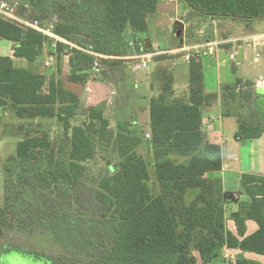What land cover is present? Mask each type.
<instances>
[{"label":"trees","instance_id":"trees-1","mask_svg":"<svg viewBox=\"0 0 264 264\" xmlns=\"http://www.w3.org/2000/svg\"><path fill=\"white\" fill-rule=\"evenodd\" d=\"M5 1L19 2V14L26 19L56 18L58 36L111 57L149 52L147 19L159 3ZM180 1L212 19H264V0ZM0 40L14 43V56L30 62L40 59L45 47L60 60L66 48L59 43L54 50L48 37L3 16ZM71 53L77 60L75 65L71 61L75 82H86L124 62L103 60L98 68L93 56L77 48ZM189 67L186 98L174 96L173 77L161 70L163 84L150 101L147 131L127 120L112 123L101 106L91 107L82 122L74 123L80 105L77 95L54 80L45 92L44 76L16 68L10 57H0V108L13 110L21 120L56 119L67 135L66 141L55 145L47 131L25 124L16 127L24 134L16 156L5 162L0 237L13 231L47 240L72 252L82 264H258L243 254L264 256V177L243 174L238 193L225 192L221 180L206 177L222 168L220 147L208 144L202 130L203 110L216 104L218 97L206 93L203 60L192 57ZM251 86L237 79L222 87L225 115L232 114L230 107L238 110L236 138L241 142L264 135V100L254 98ZM148 146L151 162L144 155ZM191 192L195 193L189 200ZM231 204H238V210L229 214ZM227 218L235 222L236 235L227 230ZM248 221L259 226L251 236ZM226 246L241 253L235 263L222 258Z\"/></svg>","mask_w":264,"mask_h":264},{"label":"crops","instance_id":"crops-1","mask_svg":"<svg viewBox=\"0 0 264 264\" xmlns=\"http://www.w3.org/2000/svg\"><path fill=\"white\" fill-rule=\"evenodd\" d=\"M173 10L175 16H172ZM166 17L169 18V27L176 24L180 26L185 21L186 26L190 27V33L188 34V28H185L181 36V50L197 46L206 47L209 44L218 45L215 56L203 59L206 93L216 95L218 100L216 104L204 108L202 130L208 144L220 147L222 168L208 172L206 177L212 180H221L225 192H241L240 180L243 174L253 173L264 177V135L258 139L245 142H241L236 138L239 130V122L236 116L238 110L230 107L232 114L230 116L225 115L228 107L224 103L222 87L234 84L237 79H241L244 82L251 83L254 98L257 101L264 100V76L258 78L251 76L245 66L249 49L256 51V63L260 62V56H258L260 54L257 50L264 48V24L261 20H239L243 24L235 25L237 23L224 21L233 19H212L199 15L185 5H181L180 0H159L157 11L149 15L147 19L149 38L146 42V48L149 49V52L138 54L131 51L127 56L116 58L115 60H123V64L107 68L103 75L96 77L97 81L93 79V76H90L86 82H75L71 79L73 74L71 61L74 59L73 65H75L77 60L72 56V48H68L66 45L60 60L57 59L56 54H49L48 49H46L40 59L30 62L26 59L16 58L14 56L15 44L7 41L9 51L0 53V57H10L16 68L29 70L34 74L44 76L47 79L45 92L48 91L50 83L54 80L57 86L77 95L80 98L78 112L84 108L89 110L91 107L101 106L104 110V116L112 123L118 120H127L139 125H148V128H146L148 131L150 101L153 97L159 95L163 84L161 70H168L172 75L175 97L186 98L190 92L189 62L185 60L183 55L181 58L161 59L160 56L162 55L160 53L169 52L157 51L160 48L159 45L162 47L161 44L165 42L161 44V41L153 42V39L157 38L162 30L158 26L160 21ZM222 22H226L223 23L224 26ZM251 22L258 23L252 25ZM235 26H241L240 36H236L237 34H233L229 30ZM151 30L154 33V38L150 34ZM2 42L5 41L0 40V46H6L1 45ZM154 54L157 56L149 59L145 58L144 60L148 65L147 69L133 66L135 65L134 61H137L138 58ZM231 55H236V59L230 60ZM168 63H172V65L169 66ZM259 65L260 69L258 71L264 75V63H259ZM139 70L144 72L138 74ZM83 73L92 75L91 71H84ZM26 122L30 121L17 118L13 110L0 108V191H2L3 201L5 162L8 158L16 156L17 145L23 139L24 134L19 133L16 127ZM231 175L234 178L233 182L235 181L233 183L235 185L234 191L228 189ZM227 207L229 214L238 210V204H231ZM226 227L229 232L237 234L235 222L230 218H227ZM258 229L257 223L247 222V236L256 233ZM240 254L238 252V255ZM243 255L250 261L264 264V256L253 253ZM199 264L203 263L199 262Z\"/></svg>","mask_w":264,"mask_h":264},{"label":"rangeland","instance_id":"rangeland-1","mask_svg":"<svg viewBox=\"0 0 264 264\" xmlns=\"http://www.w3.org/2000/svg\"><path fill=\"white\" fill-rule=\"evenodd\" d=\"M181 5H184L182 1H180ZM172 16H175L174 10L172 11ZM49 20L50 17H47ZM224 21H231L230 23H237L235 25H241V21L239 20L233 21V20H224ZM262 24H264V19L261 20ZM154 22V21H153ZM169 18L166 17L164 20L160 21L159 27L162 28L160 35L157 38H154V33L152 30L150 31L151 36H153V42L161 41L165 42L161 45H159V49L157 51L163 52V51H169V52H163L164 54L161 55H168L172 58H181L184 52H180L177 49L181 48L180 39L181 37H177L176 33L178 31H181V36L183 35L184 29L188 28V34L190 33V27L186 26V21L184 24L181 23V25L177 26H168ZM226 23V22H222ZM252 25H255V23L258 22H251ZM243 24V23H242ZM224 26V24H223ZM169 27V29H168ZM241 27V26H240ZM239 26L231 27L229 30L233 34H237L236 36H240L242 29ZM245 29V27H243ZM169 34H168V31ZM254 30V29H252ZM251 31V29H250ZM168 35V37H167ZM127 39L131 41L129 34L127 35ZM5 41V40H4ZM7 41L2 42L1 45L6 46H0V53H5L9 51V48L7 47ZM168 43V44H167ZM184 43V42H183ZM174 52H173V51ZM260 54V62L264 63V48H260L257 50ZM160 55V54H159ZM157 56V55H155ZM256 51L254 49H249V52L247 54V58L245 59V66L249 70L251 76H256L257 78L259 76H264L262 73H259L260 65L259 63H256ZM137 63V61H134ZM169 66L172 65V63H168ZM134 66V65H133ZM144 71L139 70L138 74H142ZM93 79L97 81L98 77L97 75L93 74ZM161 77V76H160ZM144 103V102H142ZM88 114V110L85 108L83 110H80L78 112L76 120H74V123L82 122ZM76 121V122H75ZM26 126H31L33 130L38 129L40 131L44 130L47 131L52 139L55 145H58L62 143L63 141H66L67 135L63 131L62 123L56 119H38L36 121H30L25 123ZM144 129L148 128V125L140 124ZM144 155L146 159L151 162L153 160V155L151 152V148L148 146L144 150ZM96 168V167H95ZM233 175L230 176L229 183L232 182V184L229 185L228 183V189L229 191L235 190V181L233 182ZM195 192H191L188 196V199H192ZM4 206V201L2 200V191H0V207ZM11 251H15L13 253H9ZM7 254H9L7 256ZM74 254L68 253V251H63L58 249L56 246H54L53 243L44 240L41 241L39 238L31 237L28 235H23L17 232L11 231L10 233L4 235L3 237H0V264H77L76 257L73 256ZM81 263V262H80ZM258 263V262H257ZM82 264V263H81ZM258 264H263L262 262Z\"/></svg>","mask_w":264,"mask_h":264},{"label":"built area","instance_id":"built-area-1","mask_svg":"<svg viewBox=\"0 0 264 264\" xmlns=\"http://www.w3.org/2000/svg\"><path fill=\"white\" fill-rule=\"evenodd\" d=\"M25 9L30 11V5L26 4ZM0 16H3V17L8 18L10 20L16 21V22H18L22 25H25V26L41 33L42 35L48 37L52 41L51 46L54 50H56L58 48V44L61 43V44H64L70 48H77V49L93 56L95 58V60H94V66L95 67L99 68L101 65V62L103 60H115L116 58H118V57L104 56V55L94 53L93 51L81 48V47L69 42L68 40L58 36L55 32L56 18H53L51 20H36V19L24 18L22 15L19 14V2H17V1H14L13 3H11V2H8L5 0H0ZM217 46L218 45H216V44H209L206 47L197 46V47H192V48H184L182 50L180 49L179 51L184 52L183 56H184L185 60H187L189 62L192 57L203 60L207 57L215 56L217 54V51H218ZM46 48L47 47H45V50H46ZM160 54H164V53H160ZM154 56H155V54L138 58L137 63H134L135 64L134 67L147 69L148 65L144 61L145 58L149 59V58L154 57ZM235 59H236V55L230 56V60L233 61ZM146 137L150 138V135L148 134ZM236 197H238V196L236 195ZM237 257H238L237 252H234L233 250H231L227 246L224 247L223 252H222V258L226 262L235 263L237 261Z\"/></svg>","mask_w":264,"mask_h":264},{"label":"water","instance_id":"water-1","mask_svg":"<svg viewBox=\"0 0 264 264\" xmlns=\"http://www.w3.org/2000/svg\"><path fill=\"white\" fill-rule=\"evenodd\" d=\"M177 37H181V31L177 32Z\"/></svg>","mask_w":264,"mask_h":264}]
</instances>
